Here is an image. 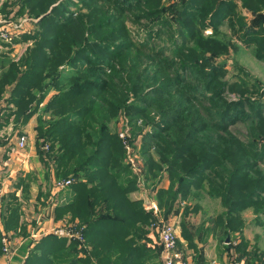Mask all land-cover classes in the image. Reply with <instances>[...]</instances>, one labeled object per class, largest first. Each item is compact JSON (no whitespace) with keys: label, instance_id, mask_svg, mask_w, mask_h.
<instances>
[{"label":"trees","instance_id":"trees-1","mask_svg":"<svg viewBox=\"0 0 264 264\" xmlns=\"http://www.w3.org/2000/svg\"><path fill=\"white\" fill-rule=\"evenodd\" d=\"M179 1L172 8H165L161 0H6L0 5V13L7 20H35L30 32L13 40L30 42L18 61L0 58V99L10 88L3 109L4 123L12 118L16 126L24 125L39 112L35 129L39 159L49 168L52 162L57 180H72L65 196L59 197L63 201L55 207V219H77L83 236L82 243H68L46 235L34 244L24 264H156L147 261L159 257L160 252L141 248L138 240L145 232L136 231L141 228L137 214L143 226L154 218L140 201L130 199L137 188L136 177L125 163L118 135L109 128L122 112L131 125V144L141 135L142 128L137 134V118L142 112L148 115L144 126L153 131L142 138L148 140L142 145L143 178L146 184L154 180L155 191L163 173L171 180L169 188L156 192L160 209L164 207L167 213L173 210L178 195L184 196L193 186L205 194H215L229 213L257 206L259 194H264V175H253V171L264 158L260 154L255 160L252 156L264 142V119H253L251 126L257 129L248 130L249 136L237 138L236 144L230 128L244 118L230 116L235 104L205 112L213 118L210 122L193 116V100L210 103L223 91L210 94L199 90L192 95L189 87L175 80L185 65L183 52L191 50L187 46L201 36L197 20L200 23L218 10H225L229 16L237 8L228 7L231 0ZM235 4L252 14L264 11V0H234ZM212 6L211 13L205 14ZM187 9L190 11L186 14ZM164 11L175 13L168 24L164 23L167 29H159L170 46L151 48L149 44L155 40L151 30L162 24ZM134 12L137 14L129 17ZM141 19L144 25L138 29L146 28L144 37L131 36L127 23L138 25ZM258 24L264 33V15H260ZM194 44L206 51L205 43ZM149 58L154 60L151 65L147 64ZM194 64L193 70H197V62ZM163 70L168 74L161 76ZM142 83H156L155 92L141 97L143 93L137 94V90ZM50 92L54 94L41 106ZM137 102L143 106L140 113ZM228 138L233 141L228 142ZM152 146L155 150L150 153ZM12 203H4L5 233L25 235L19 225L20 207ZM168 215L163 214L164 219ZM232 223L231 217L219 216L213 232L220 226L224 233H230ZM185 238L190 240L188 231ZM243 243L241 239L234 246L236 259H244L245 264H264V249L253 245L241 250Z\"/></svg>","mask_w":264,"mask_h":264},{"label":"rangeland","instance_id":"rangeland-1","mask_svg":"<svg viewBox=\"0 0 264 264\" xmlns=\"http://www.w3.org/2000/svg\"><path fill=\"white\" fill-rule=\"evenodd\" d=\"M177 1L180 2L179 0H161V4L165 8H172V6L178 3ZM224 1L229 2V0ZM192 4L196 5V1H193ZM228 5V7L237 8L236 11L229 16H226L227 12L225 10H218L216 11V14L213 13L210 17L206 15V18L203 17L202 14L204 13L201 12V17H203L204 20L200 21V23L199 20H197L198 18L194 17L195 21H198L197 27L201 31V36L195 42L200 41L205 43L206 51H200L199 46L194 44L195 42L189 44L187 47L191 50H185L183 52L182 60L185 62V65L180 68L175 80L185 87H189V89L192 91V95L199 90L209 91L210 94L215 90H222L223 93H221V96L213 98L210 103L193 100L191 103V106L195 108L193 116L199 118L203 117L202 121L210 122L213 120V118L206 115L205 112L212 109L221 110L227 104H235V106L230 111V116L235 118L240 116V118H244L234 122L235 125L230 128V135L233 137L234 142H237V138L242 139L244 136H249L248 130L257 129L255 128L256 126H251L253 125L251 124L253 119H264V33L262 31V25L258 24L260 15L263 16L264 11H262V14L261 12L252 14L250 11H247L244 8H240L238 4L234 5V0H231ZM212 9L213 6L210 8V10L205 11V14H210ZM189 11L190 10L187 9L185 13L187 14ZM136 14L137 12L129 14V17ZM174 15L175 13L170 14L167 11H164L162 15L163 19L160 21L162 24L160 26H154V28L151 30L152 37L155 38V40L153 43L149 44V47H155L156 49V46H170L171 42L169 43L164 41V37L161 36L162 34H159V29H167L165 28L164 23L168 24V22L173 19ZM181 17L182 19H186V17L183 15H181ZM15 19L16 20L13 19L8 22L7 20L0 18V28H2L6 22H8L9 25V23L19 22L20 19L23 18L20 17ZM143 20L144 19H141L139 22H142L138 25L134 24V22L127 23V26L130 28L131 36L139 35L144 37L145 31H147L146 28L143 31L138 29L144 25ZM29 22L30 23L27 26L28 30L26 32H30L33 29L35 20L30 19ZM256 25L259 26V28ZM174 27L178 26L175 25ZM6 28L10 32H14L10 26H7ZM16 33L21 35L25 32ZM22 51L23 46L18 47L16 56L22 53ZM202 55H204V57H201ZM189 56L191 57L189 58ZM153 61L154 60L149 58L147 64L151 65ZM194 62H197V70H193L195 65ZM155 68L158 69L157 67ZM166 74H168L167 70H163L161 72V76ZM205 83H207L208 87L205 85ZM155 86H157L156 83H142L137 90V94L139 92L143 93L141 97H144L146 93L153 94L155 92L153 87ZM196 96L199 97V95ZM161 97H163V95ZM131 100L132 98L130 101ZM142 108L143 106L141 102H137L138 112L140 111L139 109ZM214 111L216 110H213V112ZM140 114V117L137 118V134L138 128H142L141 135L136 138V141H134L135 143L132 142V148L137 150V161H140L141 164L144 165L142 158V145L147 143L148 140H142V138L144 136L146 137L147 135H150L153 129H151L150 126H144V124L147 123L145 118L148 115L145 114V112ZM125 122L131 129L129 118L125 113L122 112L115 121L111 122L109 128L113 133L118 134L121 126ZM36 124L37 123L35 122L34 116L26 126L21 127V130L23 131L22 134L26 135V142L30 143L32 152L33 147L36 149V133L34 129ZM14 133H16V131H14ZM17 135L19 136L20 134ZM227 141L229 142L233 140L228 138ZM236 144H238V142ZM27 145L28 144H26L25 148L19 152L25 155V160L29 159V154L31 152ZM135 150H133L134 154H136ZM154 150L155 147L152 146L150 153H153ZM256 153V155L252 156L255 158V160L257 155L260 154L264 158V142L260 143L259 148L256 149ZM1 156L2 155H0V165L2 164ZM238 156L244 160L246 158L243 154H238ZM246 160L248 163L250 162L249 158H246ZM27 163L28 165L26 168H23L24 170L19 168V170L16 171V169H12L10 167L9 171H6V169L2 170L0 168V180L4 179L5 182H7V186L4 187L5 190H8L9 192L15 190L12 197L6 195V202L10 204H13L12 202H14L15 204L19 205V211L21 212L20 220L22 218L23 224L29 228V235L32 233L34 234V236H32L33 238H30L40 240L46 235H53L51 234L52 231L55 232L57 230H65V228L69 226H75L78 224L76 219L73 220L69 216H64L58 222V225H52L49 228L46 227L45 229L41 230L42 225L47 219L46 215L49 213L51 214V209L55 208L63 201L59 197H63V195L65 196V189L63 191H58L55 189V183L58 180L54 177V167L52 166V162H49L51 165L50 168L45 167L40 161L39 157H35L34 159L30 158ZM261 163L262 164L253 171V175H256L257 172H261V174L264 175V162ZM21 171H25L27 174H20ZM15 178L19 179L21 182L16 180L17 182L13 183ZM154 183L155 182L153 180L146 184L144 180V185L142 184V186H137V201H140L144 210L151 201L156 203L155 195L157 190H166L169 188V186H171V180L169 179L167 173H163L161 182L158 186H156V191L153 190V186L155 185ZM241 185H243V183ZM205 186L206 185L203 184L202 188H205ZM2 193L3 191L0 189V201L2 198H4ZM209 194L201 192L200 187L193 186L186 192L184 196L182 193L178 195V199L173 206L174 208L173 210L170 209V212L167 213L164 207H161V209L159 208L162 212V215L165 213L169 214L168 219H172L173 217L175 218L174 227L176 232L179 233V237L184 241L183 243L181 242L182 248L179 247L180 251L182 252L181 249H185V243L190 246L189 249L191 252L192 249H196V247L193 246H200L199 254L195 255L193 263L209 264V262L213 261L212 259H215V261L217 260L216 253L219 251L221 254H223L226 250L229 256L235 255V253L230 251L235 250L234 246H236V244H238L241 239L244 241L241 250H249L253 245H256L260 250H263L264 209L260 206L262 205L264 207V194H259L256 207L246 209L241 213L240 211L239 213H229L228 208H224L219 197H217L215 194ZM183 197L186 198L183 200L181 199ZM185 209L188 210L187 214H185ZM219 216L222 217V219H225L227 216L233 219L232 227L228 229L230 233H224V230L220 226L219 228H215V231L213 232V223ZM137 218V225H141V228L139 227V229L136 230L137 233L142 234L141 229L143 233L145 232L144 236L138 240V244H140L141 248L143 249L145 247H151L147 241L148 235L151 231V224L148 223V225L143 226L141 224V217L138 214ZM37 225L41 226L39 229L34 230ZM185 230L189 232L190 240L185 238L187 232ZM221 234L225 235L222 237ZM19 235L21 234H18L17 236ZM57 238L59 239V237ZM223 238H225V240H223ZM69 242L70 240H68V243ZM229 242H231V244H229ZM179 243L180 242L178 238V246H180ZM228 245H230V248L226 247ZM151 248L153 249V252H156L155 246H152ZM79 256H81V254ZM145 256H143V258ZM146 258L148 259V257ZM158 258L159 257L156 256L146 261L147 263L150 261H155L156 264H159L160 260Z\"/></svg>","mask_w":264,"mask_h":264},{"label":"crops","instance_id":"crops-1","mask_svg":"<svg viewBox=\"0 0 264 264\" xmlns=\"http://www.w3.org/2000/svg\"><path fill=\"white\" fill-rule=\"evenodd\" d=\"M4 1H6V0H3V1L0 0V5ZM0 18H3L4 20H7V19H5L2 16L1 13H0ZM7 21L9 22V21H11V19L7 20ZM18 35L19 34L12 35L8 41H3V40L0 39V55H2V56H0V58L4 57V59L7 58V59H10V60L16 62L23 55L25 49L30 45V42H18V43L13 42L14 39H19L20 35L19 36ZM21 46H23V51L18 56H16L17 48L21 47ZM0 72H1V69H0ZM9 91H10V88L7 87L4 96L0 99V103H1V105H0V107H1L0 108V155H2L1 156L2 164L0 165V168L2 170L6 169V171H9V168L11 167L12 169H16V171H18L19 168L21 170H24L23 168L27 167V165H28L27 161H29L30 158L34 159L35 157L36 158L39 157L38 153H37V151H36V149L34 147H33V152L31 151L32 149L30 147V143H27L28 144L27 146L29 147V150L31 151L30 154H29V159L28 160H25V158H24L25 155L19 153L20 150L16 147L17 139H18L19 136H24L25 138H27L26 135L22 134L23 131L21 130V127L26 126L34 116H35V122L37 123V117H38L39 112L34 114L28 120V122L26 124H24V125L16 126L14 124V122L12 121V118L9 119V122L7 124L4 123V119H3L4 111H3V109L5 108L6 98H8V92ZM53 94H54V92H50L48 94V96L45 98L44 102L41 104V106H43ZM43 118H45V116ZM36 126H37V124L34 126V129H36ZM14 131H16V133H14ZM35 133H36V130H35ZM17 134H20V135L18 136ZM135 152H136V155H137V150H135ZM18 174H19V172H18ZM20 174L25 175V174H27V172L21 171ZM16 180L19 182V179L15 178V181L13 183L17 182ZM5 186H7V182H5L4 179H1L0 180V189H1V191H3L2 195H3L4 198H2V201L4 203L6 202V195L9 196L10 194H13L15 192V190L12 191V192H9L8 190H5V188H4ZM137 191L138 190L136 188V190L130 194V199L131 200L137 201ZM63 197H64V195H63ZM2 201H0L1 202L0 203V235H1V240L3 238H6L7 241H8V248H9V252H10V257H7L6 255L3 254V252H1V254H0V264H4L5 261H7V260L9 262V264H24V262H25V260L27 258V255L29 254L30 250L34 247V244L39 241V239H31V238H33L32 234L29 235L30 230H29V228L26 225L23 224L22 218H21V220L19 218V225L24 227L25 233H26L25 235L22 234V235L17 236V235H13L12 232L5 233V230H4V227H3V222H2V216L5 213L4 212V208L5 207H4V205H3L4 203ZM51 211H52L51 214L49 213L48 215H46L47 219L44 222V224L42 225L41 230L45 229L46 227L49 228L52 225L56 226V225L59 224L58 222L61 220V218L58 219V220L55 219V214H54L55 208H52ZM174 219L175 218L173 217L171 220L173 222V225L175 226ZM40 226L37 225L34 230L39 229ZM151 232L152 231H150V233L148 235V238H147L148 244L151 247L155 246L156 251L160 252L159 251L160 246H159V243H158V239ZM176 234H178L177 238H179V242H180L179 243L180 246H178V247H181V244L184 241L182 240V238L179 237V233L178 232H176ZM67 242H68V240H67ZM1 247H2V241H1ZM193 247H196V249L195 250L192 249V252H191L190 249H189L190 246H188L185 243V249L184 250L181 249L182 250V252H181L182 253V260L178 261L176 264H194L193 260H194L195 255L199 254V247L200 246H193ZM230 252L235 253L234 251H230ZM236 258H237V254L236 253H235V255L229 256L228 252L226 250H225V252L223 254H221V252L219 251V252L216 253V259L217 260L215 261V259H212L213 261L209 262V264H245L244 259H241L240 261H238ZM203 264H206V263H203Z\"/></svg>","mask_w":264,"mask_h":264},{"label":"built area","instance_id":"built-area-1","mask_svg":"<svg viewBox=\"0 0 264 264\" xmlns=\"http://www.w3.org/2000/svg\"><path fill=\"white\" fill-rule=\"evenodd\" d=\"M29 21L30 19L25 17L23 19H20L19 22L9 23V25L8 22H6L5 25L0 28V39L3 41H8L12 35L17 34L16 32H26L28 30L27 26L30 23ZM7 26H10L14 30V32H10L6 28ZM117 135L125 151V163L129 166L133 175L136 177V185H144V178L142 174L143 165L140 161H137V155L134 154V149L132 148L133 145L130 143L131 129L126 122L121 126V129ZM26 144L27 142L24 136L18 137L16 147L19 150L24 149ZM71 182L72 180L70 179L58 180L55 183V189L58 191H62L67 188L71 184ZM145 209L147 212H150L154 218L151 223L150 229L158 239V243L160 246V263L176 264L178 261H181L182 253L178 247V238L172 220L168 218L164 219L162 212L154 201H151L150 204L145 207ZM65 230H57L55 232L52 231L51 234L59 238H64L66 240L77 241L79 243L83 242L82 229L77 228V224L75 226H69L65 228ZM32 236H34V234ZM1 241L3 254L7 257H10L7 239L3 238ZM4 264H9L8 260L5 261Z\"/></svg>","mask_w":264,"mask_h":264}]
</instances>
